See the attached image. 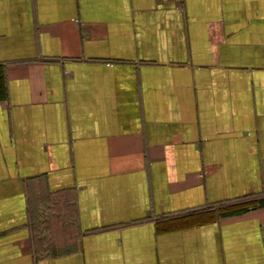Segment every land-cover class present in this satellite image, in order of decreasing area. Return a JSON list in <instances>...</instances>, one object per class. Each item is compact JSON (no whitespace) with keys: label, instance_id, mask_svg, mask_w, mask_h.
<instances>
[{"label":"crops","instance_id":"crops-1","mask_svg":"<svg viewBox=\"0 0 264 264\" xmlns=\"http://www.w3.org/2000/svg\"><path fill=\"white\" fill-rule=\"evenodd\" d=\"M257 197L264 0H0V264H264Z\"/></svg>","mask_w":264,"mask_h":264},{"label":"trees","instance_id":"trees-1","mask_svg":"<svg viewBox=\"0 0 264 264\" xmlns=\"http://www.w3.org/2000/svg\"><path fill=\"white\" fill-rule=\"evenodd\" d=\"M264 205V197H257L253 200H250L248 202H243L242 204L237 205H226L222 207V212L227 214L235 213L236 211L243 210L248 208V206H261ZM221 212V213H222Z\"/></svg>","mask_w":264,"mask_h":264},{"label":"rangeland","instance_id":"rangeland-1","mask_svg":"<svg viewBox=\"0 0 264 264\" xmlns=\"http://www.w3.org/2000/svg\"><path fill=\"white\" fill-rule=\"evenodd\" d=\"M42 244H44V245H42ZM42 244H40L39 246L41 247H46V249H49V251L50 252H56V251H58L59 249H60V244H56V243H54L53 245L51 244H46V243H42Z\"/></svg>","mask_w":264,"mask_h":264}]
</instances>
